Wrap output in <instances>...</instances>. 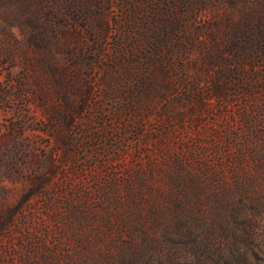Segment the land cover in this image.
Wrapping results in <instances>:
<instances>
[{
    "label": "rangeland",
    "instance_id": "1",
    "mask_svg": "<svg viewBox=\"0 0 264 264\" xmlns=\"http://www.w3.org/2000/svg\"><path fill=\"white\" fill-rule=\"evenodd\" d=\"M0 264H264V0H0Z\"/></svg>",
    "mask_w": 264,
    "mask_h": 264
},
{
    "label": "trees",
    "instance_id": "2",
    "mask_svg": "<svg viewBox=\"0 0 264 264\" xmlns=\"http://www.w3.org/2000/svg\"><path fill=\"white\" fill-rule=\"evenodd\" d=\"M11 57H12V54H11V52H9V51H7V58L8 59H11ZM24 59H25V63H26V61H27V57L25 56L24 57ZM20 86V92H21V94H24L25 95V93L27 92V83H25V82H21L20 84H19Z\"/></svg>",
    "mask_w": 264,
    "mask_h": 264
}]
</instances>
